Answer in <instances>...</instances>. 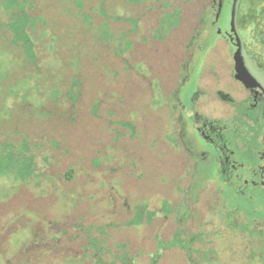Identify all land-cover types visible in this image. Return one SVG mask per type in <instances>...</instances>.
<instances>
[{"label": "rangeland", "instance_id": "rangeland-1", "mask_svg": "<svg viewBox=\"0 0 264 264\" xmlns=\"http://www.w3.org/2000/svg\"><path fill=\"white\" fill-rule=\"evenodd\" d=\"M204 1L0 0V264H260L221 221L264 192L202 190L212 162L191 169L173 119Z\"/></svg>", "mask_w": 264, "mask_h": 264}, {"label": "flooded vegetation", "instance_id": "flooded-vegetation-1", "mask_svg": "<svg viewBox=\"0 0 264 264\" xmlns=\"http://www.w3.org/2000/svg\"><path fill=\"white\" fill-rule=\"evenodd\" d=\"M202 5L201 11L209 10V18H200V12L179 20L190 33L187 43L180 45L186 44L183 55L188 80L199 79L190 104L178 95L173 103L185 160L193 162L192 170L198 163L212 162V177L202 190L212 183V192H264V0H205ZM226 7L231 11L225 29L220 15ZM218 38L230 43L227 48L215 44ZM190 125L205 143L203 149L182 140L183 127ZM257 210L259 216L245 214L246 220L239 223L234 221L235 215L232 219L225 216L221 224H229L235 233L244 231L247 260L264 264V203Z\"/></svg>", "mask_w": 264, "mask_h": 264}, {"label": "trees", "instance_id": "trees-1", "mask_svg": "<svg viewBox=\"0 0 264 264\" xmlns=\"http://www.w3.org/2000/svg\"><path fill=\"white\" fill-rule=\"evenodd\" d=\"M104 7V6H103ZM108 11V9L106 8V12ZM137 11H140V8L138 7L137 8ZM144 13V12H143ZM94 14V15H93ZM92 15H93V17L91 18V20L90 21H96L95 23H97V21L99 20V19H101V23H100V25H102V26H104V22H103V19H104V17L103 16H101L100 14H95V13H93ZM130 15H135V16H137V15H139V14H136V13H134V14H130ZM140 16V15H139ZM139 16H137V19H139ZM140 18H143V15H141L140 16ZM108 20H110V19H108ZM118 22V21H117ZM94 23V24H95ZM124 23V22H123ZM93 24V25H94ZM98 24V23H97ZM111 23H108L107 24V26H108V29L110 30V31H112V29H111ZM126 25V24H125ZM91 27V26H90ZM127 28L125 27V29L124 30H126ZM120 30H123V29H120ZM119 31V30H118ZM113 32V31H112ZM102 43V42H101Z\"/></svg>", "mask_w": 264, "mask_h": 264}, {"label": "water", "instance_id": "water-1", "mask_svg": "<svg viewBox=\"0 0 264 264\" xmlns=\"http://www.w3.org/2000/svg\"><path fill=\"white\" fill-rule=\"evenodd\" d=\"M242 52H243V51L239 50L238 54H242ZM238 59H239V57H238ZM239 78H241V79H243V80H244V78H243V75H242V74H239Z\"/></svg>", "mask_w": 264, "mask_h": 264}]
</instances>
